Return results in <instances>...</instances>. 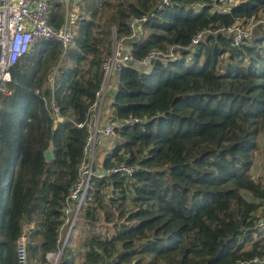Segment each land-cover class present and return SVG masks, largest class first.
<instances>
[{
    "label": "trees",
    "instance_id": "trees-1",
    "mask_svg": "<svg viewBox=\"0 0 264 264\" xmlns=\"http://www.w3.org/2000/svg\"><path fill=\"white\" fill-rule=\"evenodd\" d=\"M160 1L84 0L75 49L62 56L60 44L43 39L11 69V94H0V264H16L25 223L37 226L29 264H49L45 255L59 248L86 136L76 125L101 86L113 29L137 60L173 46L179 58L155 61L148 74L133 67L118 74L107 121L143 122L116 131L98 166L140 169L92 179L58 264L263 260L264 184L250 168L264 132V28L239 47L207 34L186 48L199 34L253 20L264 0L225 13L211 11L222 0H170L158 10ZM51 9L49 24L59 28L60 7ZM143 18L131 37V20Z\"/></svg>",
    "mask_w": 264,
    "mask_h": 264
},
{
    "label": "built area",
    "instance_id": "built-area-1",
    "mask_svg": "<svg viewBox=\"0 0 264 264\" xmlns=\"http://www.w3.org/2000/svg\"><path fill=\"white\" fill-rule=\"evenodd\" d=\"M84 0H0V94L8 96L11 91L8 84L12 82L11 69L18 60L29 54L31 49L40 40H54L60 44L62 56L68 51L76 48L74 25L81 17V4ZM167 4V0H164ZM52 3L60 7L62 21L59 28L49 24ZM158 6V10L162 9ZM146 19H133L130 26L133 30L131 37H135L139 24ZM263 27L264 23L248 21L243 25L237 23L229 27H221L215 31H208L194 37L190 45L191 49L197 46L204 35H222L230 38L233 46L239 47L249 41L256 27ZM112 54L102 63L103 79L99 90L95 94V100L89 108L88 115L84 122L76 127L84 129L86 136L82 147L81 161L77 170V177L72 184L63 207V222L59 228L57 251L47 253L45 259L49 264H57L62 250L67 247L68 240L77 215L86 202L89 187L93 178H104L113 175L120 177H132L139 171L138 166L121 164L105 170L96 163L97 149L110 139L116 131L133 125H140L143 121L129 117L125 121L108 122L102 114L103 101L111 91L112 79L125 67L134 69H146L148 74L155 61H167L179 55V47H171L167 53L151 50L145 58L137 60L124 50V39H117L115 30H112ZM52 112L57 113L53 107ZM37 229L36 223H25L16 241V264H29L28 243ZM257 263H264L256 260Z\"/></svg>",
    "mask_w": 264,
    "mask_h": 264
},
{
    "label": "rangeland",
    "instance_id": "rangeland-1",
    "mask_svg": "<svg viewBox=\"0 0 264 264\" xmlns=\"http://www.w3.org/2000/svg\"><path fill=\"white\" fill-rule=\"evenodd\" d=\"M244 1H246V0H222L219 3H215L212 6L211 11L221 12V13L229 12L233 6H236V5H238ZM201 9H202V5H198L195 7L196 11H200ZM252 21H258V22L264 23V12H260L256 17H254V19ZM262 34L264 35V31ZM61 58H62V56L60 58H58V60H60ZM178 58H179V55L176 54L175 58H173V59H178ZM59 63H60V61H59ZM106 101L107 100H105V102L103 103V106H102V114L104 116V120H106L110 115L109 109L106 106ZM258 143H259V149L253 155L252 166L250 168V175L253 178L260 180L264 184V132L260 136ZM111 146H113V144H111ZM104 155H105L104 151L101 152L100 149L98 148L97 154H96V161H97L96 163L97 164H98V162H99V164L102 163ZM242 194L246 200L250 201L249 195H247L246 193H242Z\"/></svg>",
    "mask_w": 264,
    "mask_h": 264
},
{
    "label": "crops",
    "instance_id": "crops-1",
    "mask_svg": "<svg viewBox=\"0 0 264 264\" xmlns=\"http://www.w3.org/2000/svg\"><path fill=\"white\" fill-rule=\"evenodd\" d=\"M117 77L116 76H114L113 77V79H112V83H111V91L113 90V91H116V88H117ZM105 100H107L106 101V106L108 107V109H109V113H111V110H110V105H111V102H112V98H110V93H107V95H106V97H105V99H104V101H103V103L105 102ZM109 118V117H108ZM108 118L105 120V121H107L108 120ZM58 121H60V119H58ZM100 149V151L102 152L103 150H105V149H108L107 147H104V148H99ZM98 164H99V162H98ZM101 164V163H100ZM68 246V245H67ZM65 249V248H64ZM63 249V250H64ZM63 252V251H62ZM61 255H62V253H61ZM61 255H60V257H61ZM59 260H60V258H59ZM59 262V261H58ZM79 263V262H78ZM58 264V263H57ZM77 264V263H76Z\"/></svg>",
    "mask_w": 264,
    "mask_h": 264
},
{
    "label": "water",
    "instance_id": "water-1",
    "mask_svg": "<svg viewBox=\"0 0 264 264\" xmlns=\"http://www.w3.org/2000/svg\"><path fill=\"white\" fill-rule=\"evenodd\" d=\"M169 1H170V0H167V3H168ZM164 3H165L164 0H161V1L159 2L158 6H162ZM137 71H138V72H141V73H144V74L146 73V69H144V70L137 69ZM116 77H117V80H118V74H116ZM109 93H110V98L113 99L114 91L112 90V91H110ZM44 157H45V160H46L47 162H49L50 160L53 159V157H52L50 151H46L45 154H44ZM62 251H63V250H62Z\"/></svg>",
    "mask_w": 264,
    "mask_h": 264
}]
</instances>
